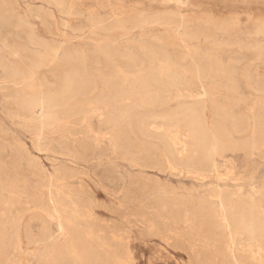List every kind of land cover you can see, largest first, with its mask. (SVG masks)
Returning <instances> with one entry per match:
<instances>
[{
    "label": "rangeland",
    "instance_id": "1",
    "mask_svg": "<svg viewBox=\"0 0 264 264\" xmlns=\"http://www.w3.org/2000/svg\"><path fill=\"white\" fill-rule=\"evenodd\" d=\"M73 1L77 18L64 36L33 17L32 13L42 10L59 16L45 0H0V57L6 64L0 66V264H46L49 255L67 253L71 241L76 261L61 264H208L204 258L209 254L215 256V264H234L233 255L245 248L244 238L229 228L215 231L202 222L209 208L218 209L221 197L243 204L264 222V66L239 47L264 45V36L254 35L250 24L241 28L233 24L224 32L194 19L215 10L236 17L264 12V0H195V6L188 0L187 6L179 8L186 25L206 36L199 47L209 59L199 79L193 66L178 71L171 97L194 101L193 108L203 112L212 127L224 111L229 117L226 127L233 118L238 120L237 148L218 154L216 169L188 163L179 144L171 157L161 142L168 129L160 120L149 117L142 123V133L131 131L124 112L135 108L144 112L135 91L106 96L91 106L60 108L46 94L54 87L51 76H44L32 89L15 85V64L31 62L20 47H38L28 41L29 26L15 29L18 18L31 23L38 39L81 48L91 41L96 46L98 41L90 33L89 21L101 17L110 22L112 11L118 10L117 0ZM139 5L147 12H164L166 23L177 29L178 17L167 16V11L175 9L172 2L159 7L147 1ZM123 8L133 7L127 2ZM60 17H56L57 26ZM150 26L156 28L154 32L162 31L158 25ZM78 34L84 42H78ZM139 37L134 30L129 40ZM59 63L60 67L51 69L72 72V64L62 55ZM246 72L248 87L239 77ZM231 78L237 86L234 93L226 87ZM35 94L42 97L38 112L18 102ZM172 105L173 101L167 106ZM217 106L223 107L220 115ZM172 132L179 140H187L184 127ZM175 203L189 209L191 221L182 220L173 210ZM88 246L100 251L106 262L91 260ZM255 250L249 261L264 264Z\"/></svg>",
    "mask_w": 264,
    "mask_h": 264
},
{
    "label": "bare ground",
    "instance_id": "2",
    "mask_svg": "<svg viewBox=\"0 0 264 264\" xmlns=\"http://www.w3.org/2000/svg\"><path fill=\"white\" fill-rule=\"evenodd\" d=\"M45 1L56 8L59 16H55L51 11L42 10L32 13L33 17L40 20L51 32L57 31L67 36V29L68 31L69 28L71 29V21L77 18L74 16V3L76 2L73 0ZM143 1H147L155 7L172 2L175 9L167 11V16L168 18L171 16L178 17L177 29H172L166 23L167 20L162 15L164 12L151 13L140 10L142 8L139 4H142ZM127 2L133 7L130 11L123 8ZM187 4L188 0H117L118 10L112 11L110 22H105V19L101 17H93L89 21L90 33L92 35L96 34L98 37V41L95 42L96 46L91 41L81 48L65 46L60 42H50L44 38L38 39L35 37L31 23L18 18L14 24L15 29L16 26H29L28 41L38 47L36 49L30 48L29 45L20 47L21 52L26 58H30L31 62L27 66H22L19 63L15 64L16 74L13 81L17 87L27 90L35 87L37 82L44 76H51L54 87L50 88L46 94L49 98L55 99L54 105L60 108L78 104L91 106L106 96H121L135 91L141 97L144 112L140 113L136 111V108L132 112L128 110L124 112V115L128 116L131 121V131L142 133V123L149 117L160 120L168 129L166 135L161 137V142L171 157L176 154L175 146L179 144L183 149L184 159L188 163L195 167L209 166L216 169V156L226 149L230 150V148L236 146L234 134L239 130L238 120L233 118L231 122L229 121V127H226L224 122L229 117L224 111L217 126L212 127L206 115L204 117L203 112L196 111L193 108L194 101L183 100L180 102L178 99L171 97L172 92L176 90L178 85V71L181 70L180 72H182L183 68L188 65L193 66L194 75L199 79L205 74L204 72L207 70L205 64L209 59L199 47L202 45V40L205 41L206 36L197 29L189 28L179 11L180 7L187 6ZM192 4L195 6V0ZM61 15H65L67 18H62ZM236 16L223 15L219 10H215L212 13H201V16L194 20L201 24H212L218 30L224 32L227 29L229 30L233 24L238 28L250 24L254 25L252 32L254 35L264 36V12L254 11L250 15ZM56 17H60L59 26L56 24ZM151 24L162 27V31L154 32L153 30H156V28L151 27ZM22 30L24 31V28ZM78 30L81 31V28H78ZM134 30L139 33L140 37L135 41L129 40ZM77 40L81 43L85 39L78 34ZM239 47L245 52L249 51L254 54L256 61L264 66V45H240ZM27 50H33L34 54H29ZM243 50L241 51L243 52ZM12 53H14L13 50ZM60 55L72 64V72L60 73L51 69L50 66L52 65L60 67ZM0 66H6L2 57H0ZM245 70L247 69L245 68ZM245 70L243 71L245 72ZM246 73L243 75L239 73V77H243V82L247 86L250 76L248 72ZM226 87L232 93L237 88L232 78L227 81ZM171 101H173V105L171 107L167 106ZM18 102L20 104L26 102L34 112H38L42 108V97L38 94L29 98L22 96L18 98ZM220 109L222 110L223 107L217 106L215 108L216 113ZM181 126L187 130V140L185 142L179 140L176 133H171V129ZM260 132L262 133V131ZM261 133H259L258 139L262 138L263 134L261 135ZM122 135L125 141L129 143L128 135L124 133ZM172 206L175 212L181 214L182 220L191 221L189 209H183L184 206L179 203ZM221 221L227 225L222 224ZM202 223L215 231L222 230L224 227L229 228L232 233L244 238L246 241L245 248L240 251L239 255H233L234 264H253L249 260L252 258V253L256 247L257 250L255 251L258 253L259 261L264 262V247H261L264 240V222L257 213L250 211L243 204H232L228 199L221 197L218 209H215L214 206L209 208ZM191 231H193V227ZM87 248L91 260L96 263L106 262V257L100 251H96L90 246ZM76 258L73 242L71 241L67 253L59 257L53 254L49 255L46 264L75 262ZM214 258V255L209 254L204 260L208 264H215Z\"/></svg>",
    "mask_w": 264,
    "mask_h": 264
}]
</instances>
